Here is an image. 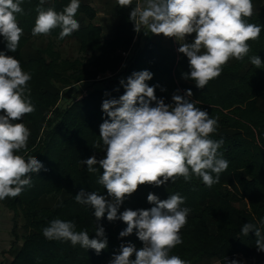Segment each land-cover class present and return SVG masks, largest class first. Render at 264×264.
Instances as JSON below:
<instances>
[{
    "label": "trees",
    "instance_id": "trees-1",
    "mask_svg": "<svg viewBox=\"0 0 264 264\" xmlns=\"http://www.w3.org/2000/svg\"><path fill=\"white\" fill-rule=\"evenodd\" d=\"M69 3L70 0H47L44 7L61 12ZM38 4L39 0H24L22 7L28 14L17 15L24 32L17 52L7 51L0 36V51L19 59L23 70L32 76L28 83L35 111L22 122L31 132L28 154L47 169L33 174L32 187L19 197L0 201V206L12 213L11 249L16 252L10 264H109L121 243L142 247L135 231L119 238L127 227L123 221L109 222L105 214L97 222L94 210L76 203L74 198L81 188L107 196V190L98 183L103 169L89 173L82 161L92 155L99 160L105 155L99 137V126L106 118L101 107L103 100L118 99L125 92L120 79L126 82L134 71L142 70L154 74L147 83L160 86L155 89L157 98L172 103L177 89L181 95L191 89V99L197 100V106L218 118V130L210 138L224 140L219 151L229 161V167L211 188L196 177L191 182L183 178L175 183L169 181L161 187L142 185L124 201L120 212L153 207L147 202L150 192L162 200L179 193L186 198L182 207H189L191 212L180 233L183 243L173 248L170 255L189 264H226V259L238 260V256L248 264H258L264 252L255 247V232L241 237L240 229L245 223H253L264 231V225L259 223L264 220V0H253L254 15L248 20L262 26L259 40L249 41L248 56L243 61L230 60L222 75L204 89L182 78L190 68L187 57L177 51L180 44L162 34L135 32L129 19L130 8L116 6V24L114 20L112 33L107 34L95 22L97 12L80 0L75 17L80 23L79 31L58 40L60 29L48 37L31 35ZM193 38L186 42L191 43ZM74 40L79 56L64 58L60 46ZM42 41L43 47L38 45ZM253 55L261 58V68L251 64ZM161 87L166 91H161ZM62 100L67 104L63 105ZM97 141L101 147L93 148ZM95 167L99 169V165ZM53 219L73 221L75 230H87L90 238H95L96 223L101 224L108 248L97 255L95 250L73 246L70 241L47 240L42 230ZM19 230L24 232L21 245Z\"/></svg>",
    "mask_w": 264,
    "mask_h": 264
},
{
    "label": "clouds",
    "instance_id": "clouds-1",
    "mask_svg": "<svg viewBox=\"0 0 264 264\" xmlns=\"http://www.w3.org/2000/svg\"><path fill=\"white\" fill-rule=\"evenodd\" d=\"M46 2L39 0L35 8L33 37H48L60 29L56 39L64 40L79 31L80 23L75 17L80 0H70L61 12L53 7L45 9ZM23 3L24 0H0V36L7 51L13 53L24 34L17 19L18 14H28ZM117 4L121 9H131L129 19L135 32L162 34L179 42L177 51L187 57L190 68L182 78L194 81L198 89L218 79L230 60L243 61L251 50L249 41L259 40L262 31L261 25L248 22L254 15L253 0H136L134 6V0H117ZM193 34L192 42H186ZM250 62L261 68L258 55L251 56ZM153 75L142 70L134 71L126 82L120 79L124 94L118 99L103 100L101 106L106 118L99 126V137L105 155L99 160L92 155L82 161L89 173L103 169L98 183L107 190V196L81 188L74 197L76 203L93 209L97 222L105 214L109 222L123 221L127 227L119 238L135 231L142 242L140 248L132 242L121 243L109 264H189L177 255H170L173 248L183 243L180 233L191 212L189 207H182L185 197L175 193L162 200L150 192L147 202L153 207L128 208L123 212L120 208L142 185L161 187L169 181L175 183L183 178L191 182L196 177L211 188L229 167V161L219 151L224 140L210 138L218 130V118H212L197 106V100L191 99V89L185 90L184 95L177 89L172 94V103L157 98L155 89L160 86L147 83ZM31 79L19 59L0 51V201L19 197L32 187L33 174L42 169L47 171L39 159L28 154L31 132L22 122L35 111L28 83ZM161 91L166 89L161 87ZM100 147L99 141L93 146ZM259 223L264 225V220ZM75 229L73 221L53 219L42 234L49 241H70L73 246L93 249L97 255L108 248L101 224L96 223L95 238H90L87 230ZM252 231L257 251L264 252V231L260 227L243 224L241 237ZM226 264L242 262L226 259Z\"/></svg>",
    "mask_w": 264,
    "mask_h": 264
},
{
    "label": "rangeland",
    "instance_id": "rangeland-1",
    "mask_svg": "<svg viewBox=\"0 0 264 264\" xmlns=\"http://www.w3.org/2000/svg\"><path fill=\"white\" fill-rule=\"evenodd\" d=\"M84 2H88V4L96 10L97 12V22L98 24H101L104 28L105 33L110 34L112 33L114 20L116 24V6L117 0H83ZM136 1V0H135ZM112 22V24H111ZM188 36L186 40H188L190 37ZM174 42L178 45L179 42H177L174 39ZM39 46L43 47L45 45V41H42L38 44ZM78 44L74 40L73 42L69 43L66 42L60 46V50L63 54L64 58H72V57H78L79 51H78ZM81 89L84 88V85L80 86ZM80 87H77L79 90ZM62 104L66 105L67 103L62 100ZM19 226H21V222L19 221ZM12 230V213L8 212L6 209H4L2 206H0V264H10V262L13 260L14 253L16 252L15 249H11L13 236L11 235ZM18 237L19 239L22 237L24 232L22 233L21 230ZM21 245V239L20 243Z\"/></svg>",
    "mask_w": 264,
    "mask_h": 264
},
{
    "label": "crops",
    "instance_id": "crops-1",
    "mask_svg": "<svg viewBox=\"0 0 264 264\" xmlns=\"http://www.w3.org/2000/svg\"><path fill=\"white\" fill-rule=\"evenodd\" d=\"M86 3H88V2H86ZM95 10V9H94ZM96 11V10H95ZM238 258V260L239 261H241L242 262V264H248V261H246L245 259H243L241 256H238L237 257ZM260 263V262H259ZM258 263V264H259ZM211 264H219L218 262H212ZM250 264H255L253 261L250 263Z\"/></svg>",
    "mask_w": 264,
    "mask_h": 264
},
{
    "label": "built area",
    "instance_id": "built-area-1",
    "mask_svg": "<svg viewBox=\"0 0 264 264\" xmlns=\"http://www.w3.org/2000/svg\"><path fill=\"white\" fill-rule=\"evenodd\" d=\"M259 264H264V257H263V259L260 261Z\"/></svg>",
    "mask_w": 264,
    "mask_h": 264
}]
</instances>
